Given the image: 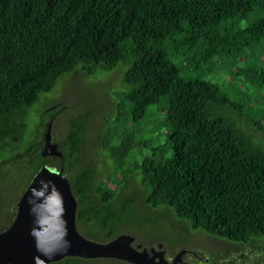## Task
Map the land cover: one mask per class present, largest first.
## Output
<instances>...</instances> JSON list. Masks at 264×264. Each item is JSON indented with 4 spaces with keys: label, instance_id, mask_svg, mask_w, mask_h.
<instances>
[{
    "label": "trees",
    "instance_id": "16d2710c",
    "mask_svg": "<svg viewBox=\"0 0 264 264\" xmlns=\"http://www.w3.org/2000/svg\"><path fill=\"white\" fill-rule=\"evenodd\" d=\"M263 43L264 0H0V214L7 213V193L25 173L31 175L12 216L42 165H64L78 199V228L83 225L93 240L112 239L128 222L113 204L119 189L124 195L136 185L135 173L141 178L139 200L169 207L195 229L245 243L264 236V142L248 128L264 130V61L258 63ZM239 61V74L254 96L239 99L238 85L235 92L192 75L224 72ZM120 62L130 63L126 88L114 91V125L102 137L116 177L95 182V169L80 164L84 115L71 121L60 142L63 157L44 156L48 124L53 127L62 107L31 109L80 63L94 75ZM151 105L165 112L170 131L144 154L148 139L140 137L141 124ZM34 112L48 117L26 139ZM112 179L118 185L108 186ZM132 200L123 199L121 210ZM72 257L54 262L66 264Z\"/></svg>",
    "mask_w": 264,
    "mask_h": 264
},
{
    "label": "rangeland",
    "instance_id": "374dc122",
    "mask_svg": "<svg viewBox=\"0 0 264 264\" xmlns=\"http://www.w3.org/2000/svg\"><path fill=\"white\" fill-rule=\"evenodd\" d=\"M254 17L252 15L250 18L244 19L242 24L246 25ZM260 51L258 56L264 54V43ZM263 61V56L258 59V63ZM243 65V62L239 61L224 72L219 71L220 69H216L213 73L205 70L195 71L192 75L200 74L206 79L223 82L224 85L235 92H238L236 87L238 85L243 90L238 96L239 99L246 95L254 96L253 87L246 82L244 76L239 74L241 69L237 67ZM129 66L130 63L120 62L113 70L88 75L81 69L82 63H80L74 71L65 74L64 78H60L54 89L42 93L40 100L31 109L32 111L34 109L41 111L47 107L46 110L49 112L53 109L51 108L52 106L62 107L55 115L52 127V141L58 143V145L60 142L62 143L65 134L71 126V121L80 114L84 115V126L86 127L84 135L85 145L79 153L80 164L91 166L95 169V182L112 175L111 171L114 168L113 159L104 150L105 145L102 137L110 127V124L114 125L113 119L117 112L116 104L118 102L114 91L126 88L124 74ZM224 78L236 84L226 82ZM156 109V105L149 106L148 115L141 124L144 129L140 137L148 139V145L142 151L144 154L150 153L151 146L164 143L170 131L168 126L164 124L165 112L159 113ZM226 111L237 117L243 125H247L244 118L241 115L238 116L237 110L227 107ZM47 117H43L40 112H34L29 117L30 131H28L26 139L31 137V130L42 120L47 119ZM248 128L254 133L257 140L264 142V130L254 126H248ZM139 155L140 153L138 152L137 159L140 158ZM30 175L31 173H25V176L21 178L20 184L14 182L12 190L7 193V198H5L6 205H4L3 209L8 214H0V227L8 225L11 221L10 219L13 217L12 208ZM111 177L114 179L116 176L113 175ZM113 179L109 181L108 186L118 185L117 183L115 184ZM131 180L137 186L141 184V178L138 173H135ZM136 185L131 184L129 188L124 187L126 191H130L128 196L131 198H141L142 191L138 190ZM122 191L123 188L119 189L115 203L123 200ZM138 193L140 194L136 195ZM141 204L143 205L140 200H137L134 205ZM150 212L151 215H147V210H144V208L135 210V215H129L126 218L128 222L122 223L117 230L118 233L131 234L141 241H152L155 239L160 240L162 243H168L169 241L175 247L183 246L190 249L198 255L196 256L192 253L189 255L190 264H264V236H257L254 240L251 239L246 243L234 241L221 236L209 235L202 229H193L190 222L178 218L174 211L167 210V206L150 209ZM79 227L84 234V226ZM76 258L77 256L72 257V260L67 261L66 264L69 262L74 264H133L112 257ZM46 264L63 263L51 261Z\"/></svg>",
    "mask_w": 264,
    "mask_h": 264
},
{
    "label": "water",
    "instance_id": "95a60500",
    "mask_svg": "<svg viewBox=\"0 0 264 264\" xmlns=\"http://www.w3.org/2000/svg\"><path fill=\"white\" fill-rule=\"evenodd\" d=\"M58 146L52 141L50 122L42 154L63 157ZM64 170V165L58 169L42 165L33 176L17 201L12 223L0 231V264H46L71 255L112 257L134 264L167 263L163 249H152L158 261L153 251L133 246L131 234L120 233L107 241L84 235L77 226L78 199ZM184 252L175 257L178 264H183Z\"/></svg>",
    "mask_w": 264,
    "mask_h": 264
},
{
    "label": "flooded vegetation",
    "instance_id": "af4514ba",
    "mask_svg": "<svg viewBox=\"0 0 264 264\" xmlns=\"http://www.w3.org/2000/svg\"><path fill=\"white\" fill-rule=\"evenodd\" d=\"M130 193V191H125L124 195H123V199H126L127 197L129 198L128 194ZM139 197H136V198H133V200L131 201L130 203V208H128L127 210H121L122 208V204H123V200L121 202H116L113 204V208L115 211H118L120 212L124 218L126 219L129 215H133L134 214V211L135 210H140V209H143L144 210L146 209L147 210V215H151V212H150V209H154L155 207H151L149 205H147L145 202L142 201V199L140 200L141 203H143V205H134ZM156 208H159V207H156ZM167 210H171L169 207H167ZM78 212V210H77ZM16 214V212H15ZM175 214V213H174ZM135 215V214H134ZM15 216H13L14 218ZM13 220L10 221V224L12 223ZM8 224L6 226V228L10 225ZM77 226H78V221H77ZM193 228V227H192ZM195 229V228H193ZM192 236V235H191ZM132 245L135 246V247H139V249H144V248H147L149 251H153L152 249L155 248V249H158L160 248L163 249L165 252L163 254H161L162 256H164L166 259H167V263L165 264H178V258L175 259V257L178 255V253L181 251V250H184L185 252L183 253L182 255V262L184 264V262L186 264H190L189 262V255L192 253L196 256L197 253H194L193 251H191L190 249H187L183 246L181 247H175L173 246L169 241L168 243H162L160 240L158 239H155V240H152V241H141L140 239H138L136 236H135V240L132 242ZM154 252V256L156 257V260H160V257L159 256H156V250L153 251ZM163 258V257H162ZM176 261V263H175ZM134 264V263H133Z\"/></svg>",
    "mask_w": 264,
    "mask_h": 264
}]
</instances>
